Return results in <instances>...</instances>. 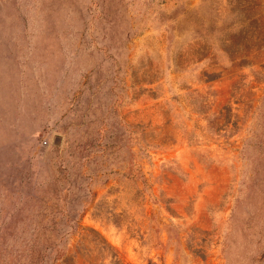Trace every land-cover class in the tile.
Instances as JSON below:
<instances>
[{"label": "rangeland", "instance_id": "374dc122", "mask_svg": "<svg viewBox=\"0 0 264 264\" xmlns=\"http://www.w3.org/2000/svg\"><path fill=\"white\" fill-rule=\"evenodd\" d=\"M0 264H264V0H0Z\"/></svg>", "mask_w": 264, "mask_h": 264}]
</instances>
